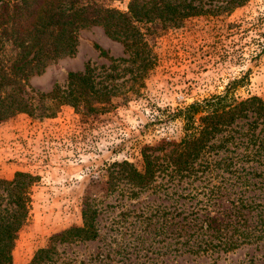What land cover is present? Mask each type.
<instances>
[{
	"label": "trees",
	"instance_id": "trees-1",
	"mask_svg": "<svg viewBox=\"0 0 264 264\" xmlns=\"http://www.w3.org/2000/svg\"><path fill=\"white\" fill-rule=\"evenodd\" d=\"M100 1L0 0V120L20 112L33 114L35 106L20 94L21 82L46 61L72 53L79 28L98 25L120 41L128 57L118 59L132 63L124 68L135 83L129 98V93L138 95L140 79L153 64L149 42L193 17L210 20L247 0L209 6L208 0H128L125 11ZM116 66L100 72L87 62L81 71L68 72L64 86L38 95V102L48 101L39 115L53 117L62 105L82 118L110 111ZM246 77L243 72L229 78L219 92L173 111L166 108L158 122L165 135L138 147L139 165L123 159L97 167L81 197L80 224L51 233L27 264H55L57 259L73 263L71 258L62 261L58 248L97 239L99 215L113 208L104 203L110 196L128 199V210L120 212L132 217L128 244L117 248L147 250V264H167L184 255L213 264L244 247L251 250L246 258L228 264H264V101L235 95ZM35 180L21 171L10 179L0 177V264H13L11 251L27 220ZM155 244L160 260L153 255ZM102 256L97 253L90 260Z\"/></svg>",
	"mask_w": 264,
	"mask_h": 264
},
{
	"label": "rangeland",
	"instance_id": "rangeland-1",
	"mask_svg": "<svg viewBox=\"0 0 264 264\" xmlns=\"http://www.w3.org/2000/svg\"><path fill=\"white\" fill-rule=\"evenodd\" d=\"M223 1L208 0L205 6ZM100 2L125 11L128 0ZM227 23L237 26L230 28ZM75 38L72 53L46 61L38 73L21 82L20 94L35 106L33 114L20 112L0 120V177L10 179L15 171L36 177L27 220L11 251L13 264H27L51 233L80 224L81 197L90 186L88 176L97 167L123 159L139 165L138 147L165 135L158 122L166 108L173 111L176 106L219 92L229 78L243 72L247 77L235 95H254L264 101V0H247L210 20L193 17L149 42L153 64L140 79L138 95L129 93V98L128 90L135 83L124 68L132 63L118 59L128 57L120 41L108 37L98 25L79 28ZM257 42L263 47H257ZM214 50H218L216 56L211 53ZM234 50L235 54L230 53ZM87 62L100 72L117 64L110 81L117 86L111 98L113 108L82 118L69 105H62L53 117L39 115L48 101L38 102V95L54 85L64 86L67 73L81 71ZM3 91L6 94L9 87ZM104 203L113 208L99 215L98 238L59 247V258L74 259L71 264H147L145 256L151 255L147 250L117 248L128 244V229L132 227L128 225L132 217L121 215L128 210V199L110 196ZM158 246L154 245L153 255L160 260ZM250 251L244 247L223 254L213 264L234 263ZM97 253L103 254L102 260L91 261ZM189 258L177 256L167 264H211L206 258L197 262ZM57 260L55 264L60 263Z\"/></svg>",
	"mask_w": 264,
	"mask_h": 264
}]
</instances>
